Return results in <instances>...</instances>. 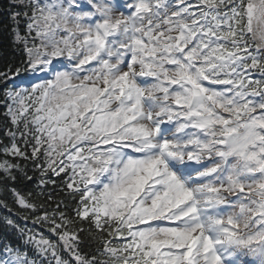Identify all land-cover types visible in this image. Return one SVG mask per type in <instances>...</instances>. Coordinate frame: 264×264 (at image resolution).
Instances as JSON below:
<instances>
[{
  "label": "snow or ice",
  "instance_id": "obj_1",
  "mask_svg": "<svg viewBox=\"0 0 264 264\" xmlns=\"http://www.w3.org/2000/svg\"><path fill=\"white\" fill-rule=\"evenodd\" d=\"M7 19L0 264H264V0Z\"/></svg>",
  "mask_w": 264,
  "mask_h": 264
},
{
  "label": "trees",
  "instance_id": "obj_2",
  "mask_svg": "<svg viewBox=\"0 0 264 264\" xmlns=\"http://www.w3.org/2000/svg\"><path fill=\"white\" fill-rule=\"evenodd\" d=\"M10 0H0V70L4 69L5 64L11 58V48L9 46V35L6 30V25L8 24L7 12L9 9ZM3 107H0V127L3 126ZM34 185L29 184L26 186L25 191L33 188ZM11 202V201H9ZM8 215L7 210L0 209V221L3 217ZM21 227L33 228L31 221L18 220ZM36 230L39 231V226H35ZM6 235L2 223H0V239H3Z\"/></svg>",
  "mask_w": 264,
  "mask_h": 264
}]
</instances>
